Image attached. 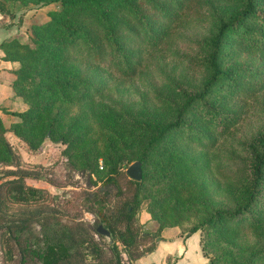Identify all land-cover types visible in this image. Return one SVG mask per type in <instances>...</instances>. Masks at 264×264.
<instances>
[{
    "label": "trees",
    "instance_id": "16d2710c",
    "mask_svg": "<svg viewBox=\"0 0 264 264\" xmlns=\"http://www.w3.org/2000/svg\"><path fill=\"white\" fill-rule=\"evenodd\" d=\"M54 1L61 8L49 10V19L33 26L30 41L22 42L15 36L0 41L3 58L19 61L12 69L15 77L11 86L28 104L23 110L0 107L17 116L11 125L13 132L33 146L37 136L38 140L47 136L65 142L73 155L94 131H103L104 190L108 192L107 187L115 185L120 193L125 187V192L118 204L100 212L98 223H103L110 235L117 233L127 258L144 254L138 250L143 235L134 218L141 200L152 199L150 215L165 218L162 206L166 190L173 203L171 209L179 216L167 226H176L196 209L201 216L186 235L200 229L205 230L209 242L210 233H214L230 243L229 237L251 229L262 243L250 256L248 264H253L255 255H264V126L229 149L230 156L238 157L242 165L240 180L232 187L237 198L234 209L215 206L212 201L207 148L228 133L241 115L238 107L242 104L237 102L238 107L233 108L231 99L246 101L256 93V84L264 80L253 67L241 66L238 59L243 51L264 58V0H202L211 18L209 34L190 43L183 54L185 69L167 75L164 91L156 96L158 104L172 107L168 117L158 110H133L120 100L118 106L105 108L100 100L106 86L101 72L134 76L153 50H165L191 3L201 0ZM0 12L10 13L4 0H0ZM198 68L208 70L202 81L191 72ZM7 129L0 117V159H11L15 166L7 170L14 176L0 181V210L7 196L28 202L36 193L34 186L24 182L26 176L35 174L20 164V157L2 136ZM197 145L199 153L190 150ZM127 148L130 160H141L142 177L138 180L126 179L123 155ZM97 159L87 163L92 170ZM157 189H164L163 196L155 193ZM90 201L92 207L94 199ZM96 202L101 209L102 198ZM42 212L33 209L7 226L21 229L38 220ZM98 223L67 225L65 238L47 242L41 264H56L61 258L71 264H124L116 245L111 246L109 255L95 239L94 233L100 235ZM165 226H159L156 239ZM155 244L145 251L153 250ZM83 246L89 247V258ZM204 247L202 243L203 254L215 264L217 257L207 255Z\"/></svg>",
    "mask_w": 264,
    "mask_h": 264
},
{
    "label": "rangeland",
    "instance_id": "374dc122",
    "mask_svg": "<svg viewBox=\"0 0 264 264\" xmlns=\"http://www.w3.org/2000/svg\"><path fill=\"white\" fill-rule=\"evenodd\" d=\"M4 1L10 13L0 12V23L13 27L14 31L10 36H15L22 42L30 41L34 25L49 19V10L61 8L60 4L54 0L40 3H35L34 0ZM207 10L208 7L202 0L201 3H191L190 8L174 29V33L169 37L165 50L164 48L153 50L154 54L145 58L134 76L124 77L101 72L106 80V86L100 97L105 108L118 106L120 100L133 110H158L165 114V117L170 116L172 107L167 104L164 106L158 104L156 96L164 91L165 86L162 84L166 83L167 75H174L185 69L183 54L188 51L190 43L209 34L211 18L207 16ZM250 52L243 51L239 55L241 66L253 67V70L264 78V58L258 53ZM252 56L255 57L252 58ZM18 65L19 61L15 68ZM191 72L199 81L204 80L208 75V70L201 68ZM11 73L15 77L13 70ZM256 88V93L246 98V101L235 97L231 99L230 105L233 104V108L238 107L237 102L242 104L238 107L241 115L236 125L230 127L228 133L220 135L215 143L207 148V156L210 158L207 174L210 176V191L215 206L234 209L237 203L232 187L240 180L242 165L238 157L230 156L229 149L232 146L236 147L238 140L249 138L264 126V80L258 82ZM27 106V102L15 93L10 98L0 99V107L7 110H23ZM0 117L8 128L2 136L20 157V164L31 169L35 174L26 176L25 184L36 188V193L28 202L14 201L10 196L6 197L0 210V264H41L42 254L48 241L65 238V228L76 221H81L87 226L98 223L100 212L118 204L121 199L120 194L125 192V187H122L123 193L118 192L115 185L107 187L108 192L104 190L106 187L102 175L105 169L103 162L105 134L102 130L94 131L81 146L80 152L76 149L73 155H69L65 142L47 136L39 140L37 136L36 145H31L11 129L17 116L0 109ZM200 148L197 145L192 146L190 150L199 153ZM130 154L127 148L123 155L127 166L134 160L129 159ZM96 157H98L97 167L92 170L87 163L95 162ZM14 168L11 159L9 161L0 159V181L12 178L14 175L7 170ZM126 179L133 178L126 175ZM120 183L126 185L122 179ZM192 185L195 189L198 188L196 183ZM155 193L163 196L164 189H157ZM100 197L104 203L101 209L96 202V199ZM91 199H94L92 207L89 205ZM152 201V199H142L134 216L135 225L138 224L139 231L143 235L138 246V250L144 251L143 253L146 252V248L155 244L159 226L165 224L167 226L173 222L174 218L179 217L171 209L173 203L167 198L166 190L165 204L162 206L165 210V218L158 219L150 215L148 206ZM36 208L43 210L38 220L32 221L21 229L8 228V224L20 217L28 216ZM162 209L160 210L163 211ZM200 216L201 212L192 209L180 219L176 226L181 228L182 234L185 235L189 228L197 223ZM199 231L201 244L205 245L204 251L211 257H217L215 264H248L251 254L262 244L251 229H244L229 237L230 243L224 237H216L214 233H210L209 240L212 242H209L208 237L205 236V230L199 229ZM94 237L107 254L111 255L110 248L114 244L124 264H135V259L127 258L126 248L116 232L110 236L94 233ZM82 249L89 258V247L83 246ZM69 250L73 255L74 247L71 246ZM201 251H203L202 248ZM190 255L198 259L196 251L192 250ZM254 258L253 264H264V255H255ZM56 264H65V258L59 259Z\"/></svg>",
    "mask_w": 264,
    "mask_h": 264
},
{
    "label": "crops",
    "instance_id": "0c3cea01",
    "mask_svg": "<svg viewBox=\"0 0 264 264\" xmlns=\"http://www.w3.org/2000/svg\"><path fill=\"white\" fill-rule=\"evenodd\" d=\"M13 31V27L0 23V41L10 37ZM3 54L0 48L1 100L14 94L11 86V79L14 77L11 71L17 66V61L4 59ZM160 235V238L156 239L154 249L135 259V264H210L208 257L201 251L199 230L183 235L178 226H165L161 229ZM192 250L198 253V259L190 255Z\"/></svg>",
    "mask_w": 264,
    "mask_h": 264
},
{
    "label": "water",
    "instance_id": "95a60500",
    "mask_svg": "<svg viewBox=\"0 0 264 264\" xmlns=\"http://www.w3.org/2000/svg\"><path fill=\"white\" fill-rule=\"evenodd\" d=\"M126 173L130 178L140 179L142 177V166L141 160L135 159L126 167ZM96 231L103 235H110V230L103 225V223H98L96 226ZM65 264H71V262H66Z\"/></svg>",
    "mask_w": 264,
    "mask_h": 264
}]
</instances>
